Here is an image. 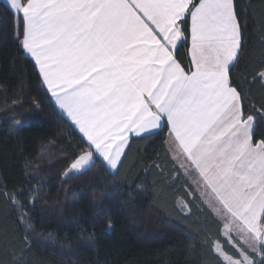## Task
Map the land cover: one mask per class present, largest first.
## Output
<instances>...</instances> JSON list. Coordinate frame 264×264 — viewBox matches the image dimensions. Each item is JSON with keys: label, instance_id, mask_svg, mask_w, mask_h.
<instances>
[{"label": "snow or ice", "instance_id": "snow-or-ice-1", "mask_svg": "<svg viewBox=\"0 0 264 264\" xmlns=\"http://www.w3.org/2000/svg\"><path fill=\"white\" fill-rule=\"evenodd\" d=\"M6 3L54 104L86 140L64 175L97 157L116 169L129 134L166 126L175 165L195 177L193 199L198 195L222 224L225 243L212 245L222 264H257V257L264 264V136L256 139V115L245 111L244 80L234 84L231 75L243 48L234 0ZM186 31L188 70L175 55ZM257 78L264 81V71ZM19 194L5 193L30 233ZM178 206L191 213L188 202Z\"/></svg>", "mask_w": 264, "mask_h": 264}, {"label": "trees", "instance_id": "trees-1", "mask_svg": "<svg viewBox=\"0 0 264 264\" xmlns=\"http://www.w3.org/2000/svg\"><path fill=\"white\" fill-rule=\"evenodd\" d=\"M234 4L243 48L231 75L234 84L244 80L245 111L256 115L260 139L264 81L253 77L264 71V0ZM185 35L175 55L188 70ZM167 131L131 137L114 171L97 157L65 176L86 140L53 104L0 0V264H222L212 247L225 243L222 224L198 195L193 199V185L166 146ZM5 193H20L30 233ZM225 251L236 256L226 244Z\"/></svg>", "mask_w": 264, "mask_h": 264}, {"label": "crops", "instance_id": "crops-1", "mask_svg": "<svg viewBox=\"0 0 264 264\" xmlns=\"http://www.w3.org/2000/svg\"><path fill=\"white\" fill-rule=\"evenodd\" d=\"M6 5H7V3H6V0H2ZM8 6V5H7ZM9 7V6H8ZM189 24H190V20H189ZM190 46H191V44H190ZM190 48V47H189ZM26 53V55H28L31 59H32V61H33V63L35 64V61H34V59L31 57V55L30 54H28L27 52H25ZM190 56V55H189ZM35 66H36V69H37V71H38V73H39V70H38V66L35 64ZM41 77V76H40ZM41 80H42V77H41ZM44 87L46 88V86L44 85ZM46 90H47V88H46ZM48 92V91H47ZM48 94H49V96H50V98H51V94L48 92ZM51 100H52V102H53V104H54V101H53V99L51 98ZM55 105V104H54ZM55 107L57 108V110L71 123V125L79 132V129H78V127L77 126H75L68 118H67V115H66V113H64L63 112V110H61V109H59V107L57 106V105H55ZM153 132H156V130H153ZM80 133V132H79ZM81 134V136L83 137V135H82V133H80ZM145 134H149V133H142L141 134V136L142 135H145ZM131 137H138V136H135L134 134H129V139L131 138ZM84 138V137H83ZM85 139V138H84ZM170 140V137H169V133H168V131H167V135H166V146H167V148H169V144H168V141ZM129 142V141H128ZM127 147V146H126ZM126 147H125V149H126ZM125 151V150H124ZM171 154V157H172V153H170ZM123 155V154H122ZM122 157V156H121ZM101 160H102V158H100ZM103 161V160H102ZM104 163H105V165L107 166V168L109 169V170H111V171H114L115 169H112L110 166H108L107 165V163L105 162V161H103Z\"/></svg>", "mask_w": 264, "mask_h": 264}, {"label": "rangeland", "instance_id": "rangeland-1", "mask_svg": "<svg viewBox=\"0 0 264 264\" xmlns=\"http://www.w3.org/2000/svg\"><path fill=\"white\" fill-rule=\"evenodd\" d=\"M93 162H91L88 166H90L91 164H92ZM71 164V163H70ZM70 166V165H69ZM88 166H86V168L88 167ZM69 168V167H68ZM68 170V169H67ZM69 174H71V173H69ZM195 177L194 176H190V177H188V179L190 180V182L194 179ZM192 184V183H191ZM234 239H235V237H234Z\"/></svg>", "mask_w": 264, "mask_h": 264}]
</instances>
